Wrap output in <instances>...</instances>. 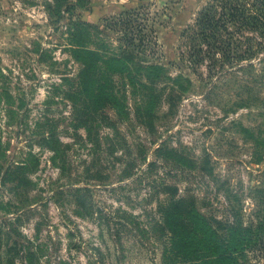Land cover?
Here are the masks:
<instances>
[{"label":"rangeland","instance_id":"1","mask_svg":"<svg viewBox=\"0 0 264 264\" xmlns=\"http://www.w3.org/2000/svg\"><path fill=\"white\" fill-rule=\"evenodd\" d=\"M209 1L0 0V264H200L161 226L162 184L195 202L188 235L264 223V53L172 65Z\"/></svg>","mask_w":264,"mask_h":264},{"label":"trees","instance_id":"2","mask_svg":"<svg viewBox=\"0 0 264 264\" xmlns=\"http://www.w3.org/2000/svg\"><path fill=\"white\" fill-rule=\"evenodd\" d=\"M131 16L127 14L126 19L119 22L127 47L133 46L134 41L128 28ZM179 38V59L172 63L177 68L193 72L196 68H206L209 77L217 68H251V61L264 53V0H210L182 30ZM78 53V59L89 58L81 61L83 68L77 76L79 85L86 89L92 83L93 64L98 57L85 50ZM123 54L134 60L129 53ZM163 153V162L167 164L174 151L159 146L153 152L156 159L147 163V171L156 166L155 161ZM160 187L165 194L158 208L162 215L161 226L178 249L189 251L191 263L252 264L255 260L264 264L263 222L243 227L237 221L226 222L202 214L198 236L188 235L187 214L195 202L190 196H180L174 185Z\"/></svg>","mask_w":264,"mask_h":264}]
</instances>
